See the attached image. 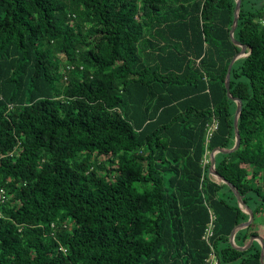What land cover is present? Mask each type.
<instances>
[{
  "label": "trees",
  "instance_id": "1",
  "mask_svg": "<svg viewBox=\"0 0 264 264\" xmlns=\"http://www.w3.org/2000/svg\"><path fill=\"white\" fill-rule=\"evenodd\" d=\"M235 7L0 0V264H262L210 174L236 138ZM234 37L241 145L216 169L254 212L245 245L264 239V0H242Z\"/></svg>",
  "mask_w": 264,
  "mask_h": 264
},
{
  "label": "water",
  "instance_id": "2",
  "mask_svg": "<svg viewBox=\"0 0 264 264\" xmlns=\"http://www.w3.org/2000/svg\"><path fill=\"white\" fill-rule=\"evenodd\" d=\"M241 2H242V0H236V7H235V13H234L235 18H234L233 26H232L231 31H230V35H231L232 40L235 42V44H237L241 47V50L232 58L229 66H228L227 75H226V82H225V85L227 88V94H228L229 98H231L232 100H234L237 103V108H236L235 118H234L236 138H235V143L231 148L216 147L211 151V153H210V158H211L210 174L217 182H224L230 186V188L233 190V192H234V194L238 200L239 206L245 212H247L249 214L248 220L241 222L240 224L235 226L234 229L232 230V233L230 235V241H231L232 245L234 247H236L237 249L244 251V250H247L255 240H259L262 244V251H261L260 260H261L262 264H264V239L262 237H260L258 235H251L247 244H245V245L236 244V242H235L236 233L240 229L249 227L253 223V221L255 219V215H254L252 208L249 205H247L246 202L243 200V197H242L240 191L237 189V187L232 182H230L228 179H226L224 176L219 174V172L216 169V154L218 152L231 153V152L236 151L241 145V134L239 131L238 122H239V117H240L242 109H243V101L241 98L234 97L231 93V90H230L231 70H232L233 64L238 58L246 55L247 48H248V46L246 44L238 41L234 37V33H235V30L237 28L238 21H239Z\"/></svg>",
  "mask_w": 264,
  "mask_h": 264
},
{
  "label": "built area",
  "instance_id": "3",
  "mask_svg": "<svg viewBox=\"0 0 264 264\" xmlns=\"http://www.w3.org/2000/svg\"><path fill=\"white\" fill-rule=\"evenodd\" d=\"M217 127V122H214L209 129V133H208V139L211 137L213 130ZM209 159L207 158L206 160H204V164L208 163ZM7 198V190L5 189L4 186H0V216H2V208L1 205L2 203L6 200ZM216 216L214 215V213H212V222L210 224V226L207 228L203 238L211 245V247L213 248V245L211 244V238L213 236L214 233V220H215ZM205 264H219V260L217 258L216 253L214 252V250H212V252L210 253V255L208 256V258L206 259Z\"/></svg>",
  "mask_w": 264,
  "mask_h": 264
},
{
  "label": "rangeland",
  "instance_id": "4",
  "mask_svg": "<svg viewBox=\"0 0 264 264\" xmlns=\"http://www.w3.org/2000/svg\"><path fill=\"white\" fill-rule=\"evenodd\" d=\"M253 222H254V221H253ZM263 228H264V223H263V217L261 216V217H259V218L256 219V221H255V223L253 224V226L251 227V229H257V230H259V231H261V232H264ZM244 229H245V228H244ZM245 230H246V229H245ZM247 231H248V230H247ZM247 231H246V232H247ZM244 233H245V231H241V232L239 233L240 236H241V238L243 237ZM238 242H239V245H241L242 240L240 239V240H238Z\"/></svg>",
  "mask_w": 264,
  "mask_h": 264
}]
</instances>
